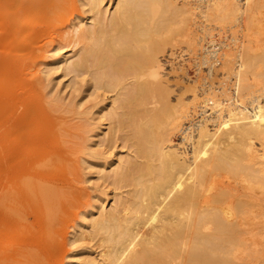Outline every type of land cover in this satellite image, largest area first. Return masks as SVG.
I'll return each instance as SVG.
<instances>
[{
	"label": "bare ground",
	"instance_id": "obj_1",
	"mask_svg": "<svg viewBox=\"0 0 264 264\" xmlns=\"http://www.w3.org/2000/svg\"><path fill=\"white\" fill-rule=\"evenodd\" d=\"M82 1L90 22L71 26L81 50L60 53L57 63L66 73L88 71L97 87L119 89L111 108L102 107L111 121L102 138L122 132L130 154L111 162L108 171L126 194L114 196L109 209L96 205L89 228L78 233L97 239L99 251L80 252L74 264L241 263L255 244L242 236L244 227L249 221L264 227V213L255 209L264 202V50L221 52L204 69L228 86L202 90L207 95L201 100L190 79V98L172 96L174 101L169 87L177 80H163L171 71L164 72L163 53L199 43L191 29L193 20L202 24L195 15L218 25L233 19L237 32L249 28L253 0H193L205 3L200 13H193L200 5L188 1L113 0L109 13L103 0ZM208 45L203 66L217 54V44ZM27 178L19 189H2L0 213L21 225L37 201L48 224L56 194ZM230 183L241 192H231ZM27 255L38 256L29 249Z\"/></svg>",
	"mask_w": 264,
	"mask_h": 264
},
{
	"label": "rangeland",
	"instance_id": "obj_2",
	"mask_svg": "<svg viewBox=\"0 0 264 264\" xmlns=\"http://www.w3.org/2000/svg\"><path fill=\"white\" fill-rule=\"evenodd\" d=\"M112 1L103 0L107 13L113 10ZM177 1L200 5L193 13L205 9V3ZM88 11L82 0H0V194L3 188L5 192L19 189L24 175L28 184H45L56 194L47 225L35 200L21 225L0 213V264H74L80 252L96 255L100 249L97 239L78 233L89 228V215L97 211L96 205L103 203L109 209L114 196L126 194L127 187L113 184L108 171L111 162L116 164L118 157L130 154V147L122 132H114L109 140L102 138L111 122L102 116V107L107 104L105 108H111L108 103L119 89L97 87L88 71L66 73L57 63L62 52H80L81 42L71 26L78 20L88 24ZM252 14L249 28L239 32L232 27L233 19L218 25L195 15V20L202 22L191 21L193 37L199 43L192 48L178 44L163 53L164 72L174 71L166 73L163 80H177L169 87L174 93L170 92V98H190L186 86L191 81L201 100L208 88L219 87L221 82L228 86V81H220L204 69L210 60L218 61L221 52L264 50V0H253ZM212 42L217 44L216 58H207L203 66L204 47ZM178 82L187 85L183 88ZM175 85L183 88L185 95L180 88L176 92ZM232 186L235 195L241 192ZM18 197L23 199L22 194ZM262 205L255 208L260 213H264V202ZM244 228L242 236L255 240L254 252L239 264H264V227L249 221ZM27 249L38 256H26Z\"/></svg>",
	"mask_w": 264,
	"mask_h": 264
}]
</instances>
